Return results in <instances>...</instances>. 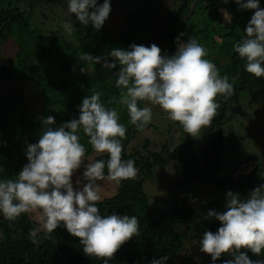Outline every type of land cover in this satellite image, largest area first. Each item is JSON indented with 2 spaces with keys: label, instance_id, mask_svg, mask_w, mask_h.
Listing matches in <instances>:
<instances>
[{
  "label": "trees",
  "instance_id": "obj_1",
  "mask_svg": "<svg viewBox=\"0 0 264 264\" xmlns=\"http://www.w3.org/2000/svg\"><path fill=\"white\" fill-rule=\"evenodd\" d=\"M42 1L57 0H0V45L11 39L17 47L11 65L5 64L0 57V179L15 178L28 163L27 146L39 141L44 128L42 118L54 116L56 123L52 127L78 119L83 98L93 94L95 89L102 93L101 100L106 106L118 108L120 122L127 127V138L122 140V158L134 160L138 168L135 179L118 183L116 193L103 198L97 205L102 215H135L140 221V235L122 245L109 264H151L154 258L164 256L169 257L167 264H176L178 256L185 250L187 237L200 252L199 241L203 233L216 232L221 226L215 217L204 218L208 211H226L228 191L245 198L253 189L264 185L263 154H247L242 158L252 162L251 170L246 173H242L238 166L244 161L242 159L231 163L238 173L223 175V170L220 175L216 173L224 165L220 162L223 126L229 124L234 114L233 107H237L242 99L241 94H246L250 108L259 106L260 102L264 104V97L261 98L260 94H264V77L257 78L248 73L246 62L233 48L245 36L255 9H242L236 0H228L227 3L224 0H197L191 15L180 23L195 0H180L177 7L169 12L163 10L161 0H111V10L120 11L117 29L109 25L108 18L99 31L91 23L85 27L75 19L68 38V34H60L59 31L46 34L31 25L30 10L41 6ZM97 2L102 4L104 0ZM259 2L264 8V0ZM224 11L231 17L230 22L223 17ZM177 27L180 34L184 33L180 36L182 42L195 36L208 50L206 58L216 64L221 75H228L229 82L234 83V94L227 100L217 97L221 104L218 114L212 126L199 137H190L173 121L180 141L171 149L163 144L159 150H152L149 140L145 139L140 147L127 152L131 141L142 131L129 123L125 106L108 103L113 97L118 99L121 92L116 87L118 62L116 68L108 69L103 66V61L95 65L78 57L87 52L93 56H107L109 61L115 62L108 53L114 48L130 50L133 43L148 47L155 43L161 49L166 47L171 56L177 51ZM20 51L28 58L26 70L19 64L17 54ZM13 79L33 83L39 90L40 116L28 115L23 90H13L8 86ZM143 104L140 102V107ZM79 135L87 156L98 154L95 160L107 161V153H96L88 144L89 137L83 131ZM197 142L203 145L202 154L193 153ZM168 160H172L179 170L180 178L175 180L174 189L180 198L171 194L150 197L144 190V183L157 177ZM38 227V222L29 213L21 214L14 221L0 214V229L4 235L0 239V264H104L102 259L84 254L79 238L72 236L63 225L51 234V239L40 232L37 247L29 233ZM201 253L208 264H213L209 254ZM248 255L253 260L264 259V253L257 256L248 251ZM229 259L234 257L222 254L215 264H223Z\"/></svg>",
  "mask_w": 264,
  "mask_h": 264
},
{
  "label": "clouds",
  "instance_id": "obj_2",
  "mask_svg": "<svg viewBox=\"0 0 264 264\" xmlns=\"http://www.w3.org/2000/svg\"><path fill=\"white\" fill-rule=\"evenodd\" d=\"M236 2L242 9L255 12L245 36L233 45L234 51L246 62L248 73L264 77V8L259 0ZM67 8L83 26L91 23L99 31L110 15L111 0L102 4L97 0H68ZM224 15L230 22L227 11ZM63 27L68 35L72 34L70 23ZM180 36L176 38L177 51L171 56L164 55L155 43L150 47L133 43L130 50L114 48L108 53L115 62L87 52L78 58L95 65L103 61L108 69L116 68L118 62L116 87L121 92L118 99L113 97L108 103L125 106L129 123L138 131H143L153 118L151 107H140V102H147L158 105L189 135L198 137L202 128L212 126L218 114L221 104L217 97L227 100L234 94V83L206 58L209 52L195 36L187 42H182ZM101 96V92L93 89V94L83 98L79 106V118L59 127H52L56 123L54 116L42 118L44 128L39 141L27 146L28 163L15 178L0 179V214L14 221L21 214L36 213L39 227L29 235L37 247L40 232L51 239V234L63 225L79 238L84 254L109 264L122 245L140 235V221L135 215H102L97 206L102 200L98 182L135 179L138 168L134 160L122 158L127 127L120 122L118 108L106 106ZM81 131L89 137L88 144L96 153L108 154L106 162L86 158L87 149L80 142ZM82 165V178L75 182L81 187H74L73 175ZM225 208L223 212L210 209L204 217H215L221 226L216 232L203 233L200 250L212 257L213 264L225 253L234 259L223 264H264V259L253 260L248 255V251L257 256L264 253V185L245 198L228 191ZM168 259L154 258L151 264H167Z\"/></svg>",
  "mask_w": 264,
  "mask_h": 264
},
{
  "label": "rangeland",
  "instance_id": "obj_3",
  "mask_svg": "<svg viewBox=\"0 0 264 264\" xmlns=\"http://www.w3.org/2000/svg\"><path fill=\"white\" fill-rule=\"evenodd\" d=\"M163 10L169 12L173 10L179 4L180 0H161ZM41 6L35 7L31 12V25L37 27L43 31V33H55L59 31L60 34H67L64 30L63 25L65 23H70L72 29L76 19L75 14H70L68 12V0H57L53 2L42 1ZM223 17L225 18L224 12ZM120 21V11L111 10L108 17L109 25L114 29H117ZM71 35H68L70 38ZM163 54L168 55L167 48L162 47ZM17 53V47L15 43L10 39L5 43L0 45V57L2 58L5 64L11 65L12 61L15 59ZM19 64L25 70L27 69L28 58L20 51L18 52ZM243 77V76H242ZM47 79L50 80L51 76L47 72ZM10 89H21L25 95V101L28 108V115L30 116H40L41 113V103L39 102V90L35 88L33 83L27 81H22L19 79H13L8 84ZM261 98L264 97L263 93ZM242 99L237 107H233V116L230 119L228 125L223 126V152L220 157V162L224 165L221 166L218 170L217 175H220V171L224 174L228 172L235 173L236 168H232L231 163L236 159H242L247 154H263L264 156V104L260 102L259 106L255 105L254 108H250L247 105L246 99L247 96L245 93H242ZM144 106H149L153 110L152 121L133 141H131L128 146L127 152H131L133 148H138L141 146L145 139H148L150 142V149L159 150L160 147L168 145V148H172L176 143L180 141L178 136L179 131L175 132V125L173 121L169 118V114L163 111L158 105H151L147 102H144ZM259 107V108H258ZM247 108V110L245 109ZM177 127L179 130L180 127H183L177 122ZM209 128V127H208ZM208 128H202L200 133L202 134L204 130ZM220 130V128H219ZM198 134V137L200 135ZM188 138V136H185ZM190 137L195 138L190 135ZM239 144V146L237 145ZM238 146V147H237ZM193 153L202 154L203 145L200 143L194 144ZM252 152V153H251ZM98 154L87 156L86 158H91L95 161V157ZM237 157V158H235ZM244 160V159H242ZM88 163L85 160L84 164ZM239 169L241 168L242 173H246L251 170L252 162H247L246 160L238 164ZM237 166V167H238ZM84 171V165L81 166L79 170L73 175V184L74 187H81V185H76L77 178H82ZM157 177H154L152 180L146 181L144 183V190L149 193L151 196H159L161 194H171L174 197L180 198L178 191L174 189V182L178 180L179 170L172 160H168L167 165L163 171L158 172ZM238 173V171L236 172ZM86 183V181H83ZM101 186V196L103 198L111 197L117 191L118 183L114 181H99ZM193 186V185H192ZM182 198V197H181ZM32 219L36 220V213L29 214ZM190 229L186 231L189 233ZM4 237L2 230L0 229V239ZM198 252V253H197ZM200 253V254H199ZM203 254L201 251L195 248L194 244L189 241L187 237V243L185 250H183L177 258L176 264H208L207 261L203 259Z\"/></svg>",
  "mask_w": 264,
  "mask_h": 264
},
{
  "label": "water",
  "instance_id": "obj_4",
  "mask_svg": "<svg viewBox=\"0 0 264 264\" xmlns=\"http://www.w3.org/2000/svg\"><path fill=\"white\" fill-rule=\"evenodd\" d=\"M231 1H233V0H231ZM196 3H197V0H195V1H193V3L191 4V7H190V10H189V12L180 20V23H182L184 20H186L190 15H191V13L193 12V10H194V7H195V5H196ZM178 36H180V28L179 27H177V29H176V38L178 37ZM178 43L176 44V49L178 48ZM221 111H223V106H222V108H221ZM218 130H219V127H218Z\"/></svg>",
  "mask_w": 264,
  "mask_h": 264
}]
</instances>
